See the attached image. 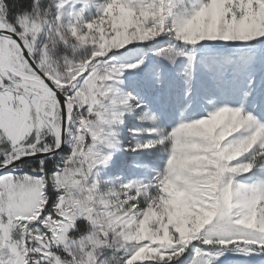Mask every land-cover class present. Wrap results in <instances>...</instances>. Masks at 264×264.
<instances>
[{"label":"snow or ice","instance_id":"6c2138e0","mask_svg":"<svg viewBox=\"0 0 264 264\" xmlns=\"http://www.w3.org/2000/svg\"><path fill=\"white\" fill-rule=\"evenodd\" d=\"M0 264H264V0H0Z\"/></svg>","mask_w":264,"mask_h":264}]
</instances>
